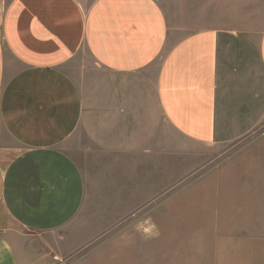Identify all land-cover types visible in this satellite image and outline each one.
Segmentation results:
<instances>
[{
	"label": "crops",
	"instance_id": "0c3cea01",
	"mask_svg": "<svg viewBox=\"0 0 264 264\" xmlns=\"http://www.w3.org/2000/svg\"><path fill=\"white\" fill-rule=\"evenodd\" d=\"M262 127L264 0H0V264H50L41 237L81 249L237 143L224 220L264 242ZM81 134L142 197L105 192Z\"/></svg>",
	"mask_w": 264,
	"mask_h": 264
},
{
	"label": "rangeland",
	"instance_id": "374dc122",
	"mask_svg": "<svg viewBox=\"0 0 264 264\" xmlns=\"http://www.w3.org/2000/svg\"><path fill=\"white\" fill-rule=\"evenodd\" d=\"M259 132H264V127ZM78 142L88 148L89 174H95L98 167L101 176L107 173V179L115 177L110 184L114 188L106 193L116 198L126 197L129 191L135 193L136 199L143 196V187L135 183L133 190H127L128 183L113 172L119 168L112 166L118 161L115 157L98 153L82 134ZM240 147L237 143L205 149L199 169L172 187L177 173L172 169L175 163L169 161L167 181L171 188L167 191L157 197L152 195L144 206L134 207V212L124 214L125 220L99 237L84 239V247L73 253L54 256L52 247L44 242L58 245L61 239L41 237V256H46L50 264H264V242L240 236L238 227L234 230L232 223L224 220V200L238 197L240 172L237 161L235 168L223 173V160ZM214 161L221 170L217 178L213 176ZM176 165L180 170V163ZM113 208L121 213L132 209L122 204Z\"/></svg>",
	"mask_w": 264,
	"mask_h": 264
}]
</instances>
